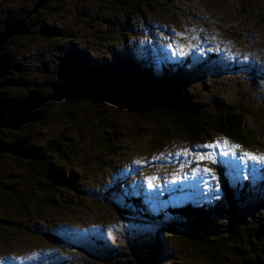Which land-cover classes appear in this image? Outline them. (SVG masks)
<instances>
[{"label": "rangeland", "instance_id": "1", "mask_svg": "<svg viewBox=\"0 0 264 264\" xmlns=\"http://www.w3.org/2000/svg\"><path fill=\"white\" fill-rule=\"evenodd\" d=\"M142 1L134 11L116 0H49L33 31L12 47L18 74L33 85L30 93L62 78L92 102L78 109L51 103L46 117L30 124V150L58 162L67 181L55 192L28 190L19 179L31 173L24 160L0 158V264H208L198 258L192 233L183 227L171 232L170 208L222 200L220 162L232 182H241L238 188L249 187L239 250L248 262L258 255L249 240L264 250V162L243 156H264V0ZM32 6V0H0V20ZM68 60L77 69L72 78L61 69ZM175 66L184 69L177 92L206 114L226 118L225 107L245 111L246 143L212 131L191 143L171 125L115 104L111 93L123 89L99 83L144 67L159 82L165 68ZM7 95L0 97L22 96ZM121 193L140 197L164 220H144ZM47 199L56 205L35 215ZM18 202L29 204L31 215L16 209ZM213 222L210 231L223 238L227 221ZM235 245L229 246L233 252ZM229 252L221 261L234 264Z\"/></svg>", "mask_w": 264, "mask_h": 264}, {"label": "trees", "instance_id": "2", "mask_svg": "<svg viewBox=\"0 0 264 264\" xmlns=\"http://www.w3.org/2000/svg\"><path fill=\"white\" fill-rule=\"evenodd\" d=\"M116 2L121 4L119 6L127 3L126 6L134 11H137L140 6L144 5V1L142 0H116ZM37 3L38 0H32V11ZM45 7L46 6H44L43 9H45ZM27 12L29 13L21 20H25L31 13V10ZM41 14L42 13L39 11L38 14H35L36 16L33 15L35 16L33 19L36 21L31 24L30 31H33L34 25L40 22ZM19 41H21V38L14 37L9 41L6 47L5 53L11 55L14 59L15 56L12 53V47L17 45ZM15 62L16 60H14V63ZM121 66L126 68L129 67L128 64H122ZM172 66L173 64L168 66V68ZM61 69L71 78L74 75L73 73L76 74L77 72L72 61L70 62L69 60L64 62ZM183 72V66H175L174 69L165 68L162 81L158 82L154 71L149 67H144L142 71L129 69L125 75H117L116 77H111V79L101 80L99 83H109L117 88L123 89L122 92L111 93L112 95L109 98H111L112 102L115 104L123 107L129 113L144 114L147 118L146 120L154 121L156 124H162L165 126L171 125L176 132L182 133L187 141L191 143L200 142L205 134L210 131L246 143L245 138L241 133V129L243 128L241 117L245 115V111L243 109L225 107L226 113L228 114L226 118H223L221 115L212 116L206 114L202 107L196 106L192 101H189L186 93H182L181 91L177 92L176 85L178 86ZM92 73H95V75L97 74L95 70H92L91 74ZM100 75L102 78H106L105 71ZM15 80L26 87L20 89L15 88L12 90H9L11 88H8L7 90H2L0 94L3 97L8 98V92H16L22 94L19 99L26 98L30 93L29 87L32 88L33 85L28 84L20 74H18L17 77L15 76ZM55 84L65 86L68 91V99L64 104L71 105L73 109L82 108L87 105V103L91 104L92 100H90V97L75 91V89L62 78L50 83L47 86L48 88L45 89L47 91L36 90V93L41 97L48 96L51 93V86ZM49 105H51V102L44 105L40 110L42 112V119L46 117L45 112ZM31 127L32 125L23 126L19 132H8L4 130L2 135H0V138L3 143H6L7 145L23 142L26 144L27 148L29 146V149H32L30 148L31 139L28 138L30 133L29 128ZM163 135L166 138V135ZM108 146V149H112L111 143H109ZM42 153L43 152L36 154L31 151V159L28 162L25 160L22 161L24 164L22 167L30 170L31 173L28 174V176H19V179H21L20 183H22V181L24 182V186H26L28 190L31 189L34 192L42 190L47 193H52L55 192V186L57 184H67V181L64 180L62 173L58 169L59 167L56 165L58 162L44 161L42 158H44L45 155ZM1 157L5 156L0 155V158ZM60 160L62 161L61 157ZM216 170L217 175L220 177L221 188L224 195L223 199L219 200L216 197L213 203L205 206V208H197L192 205L179 207L176 208V210L170 208V213L172 217L175 218L174 224L171 226V232L174 233L179 227H183L186 232L192 233L191 235L189 234V237L193 240L192 244L197 246L196 250L198 258L205 260L208 264H225L221 261V256L228 251H230L229 253L231 255L228 254L226 257L229 262L231 261L234 264H253L259 260H264V250L260 251L250 240L251 247L256 251L255 253H258L251 262L245 261V254L242 250H239L241 244L245 242L244 228L246 222L243 210L244 207L242 204H244V198L247 195V189H249V187H247V189L244 187L238 188L240 187L241 182L234 179V183V181L232 182L231 179L228 178L222 162L216 166ZM12 179L18 181L16 177ZM121 196L123 197L124 203L128 206H134L136 213L144 220H164V216L156 217L154 214L149 213L140 197L133 199L132 195H126L124 193H121ZM50 202L51 201L47 199L45 200V204L41 203V205H37L34 214L43 217L44 211L48 212L53 204L56 205V202L52 204ZM9 205L10 203L7 205V208H9ZM16 209L21 212L31 213L29 212L30 206L27 203L24 204L18 202ZM213 219H224L227 221V229H221L222 234L223 232L225 233L223 238H216L214 231H210L209 228H214ZM47 235L48 238H50V235L52 234L47 233ZM230 244L237 245H235V252H233L232 249L230 250Z\"/></svg>", "mask_w": 264, "mask_h": 264}, {"label": "water", "instance_id": "3", "mask_svg": "<svg viewBox=\"0 0 264 264\" xmlns=\"http://www.w3.org/2000/svg\"><path fill=\"white\" fill-rule=\"evenodd\" d=\"M49 0H38L34 10L25 20H13L9 18L4 21L0 31V92L6 88H23L25 85L19 84L15 76L20 69L14 65L13 57L6 54V47L9 41L14 38H23L29 34V27L26 20L38 14ZM68 91L65 86L55 84L51 86V93L41 97L35 92H31L24 99L4 100L0 97V135L4 130L19 132L23 126L39 122L41 120V108L47 103L61 104L67 101ZM0 153L9 154L21 158L26 162L31 159V151L25 143L15 146L5 145L0 140ZM253 264H264V260H259Z\"/></svg>", "mask_w": 264, "mask_h": 264}, {"label": "flooded vegetation", "instance_id": "4", "mask_svg": "<svg viewBox=\"0 0 264 264\" xmlns=\"http://www.w3.org/2000/svg\"><path fill=\"white\" fill-rule=\"evenodd\" d=\"M24 13V14H23ZM29 12H20L19 14H10V15H7L6 16V18H4V19H2V20H0V31L3 29L2 28V26H3V23H4V21L5 20H7V19H9V18H12L13 20H21V19H23L24 18V16L25 15H27ZM36 16V15H35ZM35 16H33V17H31L28 21H27V23H28V25L30 26L33 22H35L34 21V19L33 18H35ZM16 38V37H15ZM18 38V37H17ZM18 75H16V77H17ZM3 132V131H2ZM1 135H2V133H1ZM1 137V136H0ZM0 140L2 141V139L0 138ZM2 143H3V141H2ZM5 145H7L6 143H4ZM0 155H3V156H5V157H14V156H12V155H9V154H1L0 153ZM16 159H19L18 157L16 158ZM22 160V159H21Z\"/></svg>", "mask_w": 264, "mask_h": 264}, {"label": "snow or ice", "instance_id": "5", "mask_svg": "<svg viewBox=\"0 0 264 264\" xmlns=\"http://www.w3.org/2000/svg\"><path fill=\"white\" fill-rule=\"evenodd\" d=\"M205 147H213V145H206ZM243 156L251 161L264 162V156H255L247 152L243 153ZM205 171H208V169H205Z\"/></svg>", "mask_w": 264, "mask_h": 264}, {"label": "bare ground", "instance_id": "6", "mask_svg": "<svg viewBox=\"0 0 264 264\" xmlns=\"http://www.w3.org/2000/svg\"><path fill=\"white\" fill-rule=\"evenodd\" d=\"M1 154H3V153H1Z\"/></svg>", "mask_w": 264, "mask_h": 264}]
</instances>
